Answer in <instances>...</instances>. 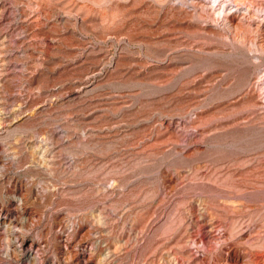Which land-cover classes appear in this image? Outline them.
<instances>
[{"label": "rangeland", "instance_id": "rangeland-1", "mask_svg": "<svg viewBox=\"0 0 264 264\" xmlns=\"http://www.w3.org/2000/svg\"><path fill=\"white\" fill-rule=\"evenodd\" d=\"M0 33V264H264V0H0Z\"/></svg>", "mask_w": 264, "mask_h": 264}, {"label": "bare ground", "instance_id": "bare-ground-1", "mask_svg": "<svg viewBox=\"0 0 264 264\" xmlns=\"http://www.w3.org/2000/svg\"><path fill=\"white\" fill-rule=\"evenodd\" d=\"M237 2V1H236ZM241 30V29H240ZM1 34V33H0ZM262 37V36H261ZM259 38V37H258ZM264 40V39H263ZM263 43V42H262ZM261 43V44H262ZM2 58V57H1ZM6 62V58H2L0 59V63H4L5 64ZM55 143L54 139H51L50 141V144ZM55 148H52L49 153L53 154ZM13 215L10 213V212H7V214H5V216L1 217L0 216V231L1 229H4V233L3 231L2 232V235L4 234V237L7 238L11 235V232H10V228H12V222H13ZM11 226V227H10ZM12 230V229H11ZM7 244H10V241L7 242ZM200 250V249H199ZM15 254V253H14ZM26 257L28 258H31L32 257V250L29 249L27 252H26ZM183 257V256H182ZM183 262V261H182ZM237 262V261H236ZM170 264H180L179 262L175 261V260H170ZM187 264V263H186ZM229 264V263H228Z\"/></svg>", "mask_w": 264, "mask_h": 264}]
</instances>
